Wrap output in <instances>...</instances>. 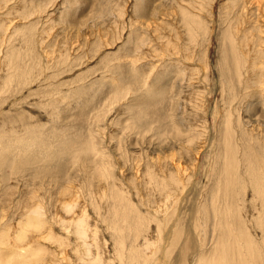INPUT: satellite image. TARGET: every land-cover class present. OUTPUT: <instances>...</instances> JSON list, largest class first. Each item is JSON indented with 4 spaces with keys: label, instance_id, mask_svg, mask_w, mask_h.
<instances>
[{
    "label": "bare ground",
    "instance_id": "obj_1",
    "mask_svg": "<svg viewBox=\"0 0 264 264\" xmlns=\"http://www.w3.org/2000/svg\"><path fill=\"white\" fill-rule=\"evenodd\" d=\"M255 1L228 0L227 2L229 3L227 5L222 4L220 7V10L222 8L227 10L221 11L222 17L233 14L235 28L233 36H238V41L234 40L230 42L224 51V64L221 74L227 80L220 84L223 87L224 93L222 95V102L216 109V114L211 109L215 117L221 115L218 118L222 121L221 125L224 126L220 125L217 129L218 143L215 149V160L220 159L222 165L219 167L220 175L214 182L216 186L211 190L210 199L218 193V198L222 200L224 198L227 199L225 197L227 195L230 199H227L225 205L220 207L219 211L214 212L218 218L216 221L217 227L221 231L217 237L216 245L212 250L206 251V241H200L198 252H194L190 256L192 264H259L261 262V251L264 252V209L259 210L257 205V201H260V199L264 202V176H261L264 171L260 169L263 168L260 164L264 163V120L259 121L261 126H256L251 121L252 119L250 120V117L255 115V104L264 105V63L261 66H258L256 63L250 64L244 69V74H247V78L246 81H242L241 83L244 91L240 97L239 90H236V84H234V79L241 81L240 60L237 55L245 57L248 53V43L244 33L247 30L250 37L260 35L258 28L244 26L246 18L249 16L248 14L257 10L253 6ZM24 2L25 0H0V10L5 9L8 14V16H0V41L4 40V20L14 15L15 11L19 12L20 15L16 14L17 18L27 19L33 14L34 10L43 12L46 9L41 4L32 3L31 6H22ZM134 2L133 12L128 14L129 19L125 18V14L127 13L125 8L119 12V15L122 16L121 18L114 17L110 19L113 11L106 12L98 17V21L101 23L110 20L112 23L122 24V29L125 28L129 34L125 31L120 33L117 25V29L113 27L112 29L108 28L100 31L97 21L95 27L98 28L99 33L93 41V48L89 50V53L92 52L93 58H100L98 52L106 48L107 43L109 47L115 46L116 48L110 49L111 51H107V53L105 52L104 57L117 61L122 58H128L129 61L127 63H131V70L133 72L144 70V67L150 64V68L152 69L153 67L158 69L159 66L163 65L161 68L163 71L161 72L165 73L169 64H174L170 67L175 66L176 73L182 78L181 81L186 78L187 85L191 91V93H187V102L189 103H186L190 104L189 107L192 106L189 108L185 106L186 103L184 106L191 109V111H193V108L196 112L206 113L203 103L207 99H204V91L200 93L204 89L205 84L201 82V79L199 80V75L196 73L199 67H201V60L205 61L208 69L211 63L209 50L203 42L205 38L200 37L198 31L199 28L206 27L205 32L208 33V36L211 34V29L205 17L189 12L183 0H170L171 9L169 1L165 3L162 0H134ZM179 4L182 5L178 8ZM148 5L153 10L152 14H148ZM142 6L145 12L140 13ZM159 8H163V11L165 10L166 12L169 9L176 11L178 8L179 14L183 17V20H181L182 32L175 27L176 30L168 31L167 34L164 32V34L154 33L156 39L160 41L164 40L168 50V52L162 55H159L155 50L152 53V49H146L145 45L148 41L146 36L137 42L132 40L133 34L137 36L139 30L145 31L147 29L149 24L152 23L149 19L154 15V11H157ZM18 22L13 24L15 30L13 34H17L15 36L16 39L20 36L23 44L19 45L14 42L12 49L6 48L5 56L3 57V67L5 71H8L10 68L14 70L15 66L19 70L1 75L0 88L2 89L11 88L7 90H12L13 88L16 89V87H24L25 81H27L24 79L32 72V67L30 64H27L25 56L26 54L34 53L39 43V35L43 37V32L42 34L36 33L37 29H39L37 18L28 21L30 24L26 23L23 26L18 24ZM35 26H37V29ZM105 26L107 25L103 24V27ZM166 29L168 28L166 27ZM117 33L118 37H115ZM180 33L183 35L182 37ZM154 34L152 33V35ZM242 34L244 35L241 36ZM152 35L151 37H153ZM11 37L13 35L9 39ZM103 38L106 40H103ZM117 38L122 41L120 47L116 45ZM155 38L153 37V39ZM130 44H133L138 49L134 54H132L130 48L127 49ZM262 44H264V41ZM155 52L159 57H167L169 62L165 63V60H160L157 57L161 61V64L158 66L156 61H151V57L156 56ZM63 56L60 61L52 57L51 60L56 67L60 63L69 62L67 59L68 54H63ZM254 56L255 58L264 57V49H255ZM143 59H149V62L142 61ZM192 59L196 60V62H192ZM75 61V66L78 64L82 65L79 57L75 56ZM145 63L147 64L145 65ZM159 72L157 74L155 72L156 75L154 74L153 82L146 85V87L148 91L154 93L150 99L163 104L165 102L163 99L166 98L163 92L164 88L154 87L158 81L163 79V76L160 75L161 72ZM168 86L169 84L166 83L167 90ZM81 92L82 90L79 87L75 91L77 96ZM186 96L184 97L186 98ZM197 98H199V102H196ZM54 99L57 100L59 98ZM76 103H78V100ZM145 105H149L147 100L142 105L138 104L130 110L132 115H130L128 123L131 126L139 127L148 124L144 119L147 113ZM53 107L52 115L54 116L60 110V103L55 101ZM207 108L210 112V107L208 106ZM8 115L10 114L8 113ZM19 115L23 117L22 112ZM6 116L7 113H4L0 116V119L8 118ZM198 116H200L199 113ZM21 117L20 120H23ZM16 119L18 120L19 118L16 116ZM35 119L37 120L36 117ZM35 119L34 121H36ZM7 120L9 121V119ZM9 122L8 124H10ZM36 123L38 122L36 121ZM42 124L34 125V123L27 120L22 121V130L18 128V133L13 134L14 136H9L12 131L8 132L9 127L6 124H3L1 127L0 264H168L165 257L169 251L168 245L173 236V230L169 231L163 238L155 234L144 237L141 234H127L119 238L118 234H112L114 241L112 245L113 249L110 250V245H108L103 236L104 229L101 221L108 219V217L102 218V214L106 215L107 212V210H102V206H105L110 212V205L115 208L123 205L125 207L124 211H126L125 216H138L140 212L135 208L137 205L130 199L131 195L135 197V194L129 195L127 187L118 180L116 174H113L108 165L109 161L103 157V154V156L98 155L94 149L87 145L78 148L74 145V142H80L81 139H64L59 132H57L55 137L52 135L51 139L47 142L46 134L48 132L42 131L39 133L37 129V127L43 128ZM207 126L205 123L201 129L205 130L207 136H210V132L208 131L209 126ZM197 128L194 127L191 131L192 135H189L190 137L186 139V141L190 142L185 146L189 153L194 150V147L197 148L195 136H201V129ZM19 132L23 133L19 134ZM179 138L180 140L185 139ZM120 148L121 146L119 145ZM257 148H261L263 151L257 152ZM237 150L244 152L247 156L257 152L256 168L247 164L236 163L235 151ZM40 156H43L42 159L44 160H41ZM197 156H199V153L195 155L194 160L198 162ZM228 159H231L232 163L226 166L224 163ZM160 166H150L148 163L145 168L139 169L138 165V168H135L141 171L139 175L137 172L138 176L136 178L144 177L141 185L145 186V192L143 200H139L140 205L144 204L145 199L147 201H154L153 203H160V206L164 203L167 206L177 208L179 202L174 183H179L180 179L185 180L182 173L183 170L174 164L170 165V169L167 166ZM241 170H243V173ZM249 186L253 188V193L251 197L246 198L245 192ZM19 187L22 188L20 189ZM233 194L236 198L234 203L231 201ZM88 202L91 204L90 208L92 207V210H95L94 213L90 211ZM48 206H50L49 216L46 215L48 210L46 207L48 208ZM94 206L98 208L94 209ZM247 208L248 210L244 213ZM54 219L60 224V228H58L60 232L63 229L66 230L65 237L70 240H68V245L56 233L53 224ZM252 225L258 227L260 233H254L250 229ZM80 230L81 233L78 234ZM69 233L72 234L71 238L68 237ZM94 234L97 236V240L94 237L88 240V237ZM211 235L212 233L209 230L206 239ZM188 242L189 239L187 240ZM187 243L178 252V255L182 256L184 260H186V253L190 248ZM72 244H74L73 247L75 249L72 252L73 255L68 251V247L70 248ZM10 254H13L14 259L10 258ZM184 260L183 263H185Z\"/></svg>",
    "mask_w": 264,
    "mask_h": 264
},
{
    "label": "rangeland",
    "instance_id": "obj_2",
    "mask_svg": "<svg viewBox=\"0 0 264 264\" xmlns=\"http://www.w3.org/2000/svg\"><path fill=\"white\" fill-rule=\"evenodd\" d=\"M162 1L165 3L169 1V7L171 9L170 0ZM183 1L189 12L194 15H203L211 29V34L209 36L208 33L205 32L206 27L198 29L200 37L205 38L203 42L209 50L208 53L211 60L209 69L206 67L205 61L201 60L200 63H202L200 66L202 68L199 67L196 72L197 75H199V80L201 79V82L205 84L204 89L201 90L200 93L204 91V99L208 101H206L207 104L202 101L206 113L197 111L200 116H198L195 109L192 108L193 111L189 109L192 105L189 107L190 104H187L189 103L187 102V93H191V91L187 85L186 78L184 77L185 80L181 81L182 78L176 73L175 66L170 67L174 64H169L165 73L161 72L163 71V69H161L163 65L159 66L161 61H159L158 58L163 61L165 60V63L169 62V59L167 57H159L156 54L157 52L159 55H162L168 52V50L164 40L160 41L156 39L155 34H167L168 31L176 30L175 27L181 32L183 31L181 30V20H183V17L178 12V8L182 4L178 5L176 11L169 9L166 12L165 10L163 11V8L157 9V11H154L155 13H153L154 15H152V18L149 19L152 23H150L151 25L149 24L150 27H147L148 30H139L137 36H134V34L132 35V40L135 42L139 39H144L145 36L148 38L145 46L146 49H152V53L154 50L156 51L154 53L156 56L151 57V61L157 62L159 66L158 69L156 67L152 69L150 68V64L145 63V65L147 64L148 66L146 65L147 67L145 66L144 70L133 72V70H131V63H127V61H129L128 58H122L118 61L111 60L109 57L105 58V52L107 53V51H111L110 49L116 48L115 46L109 47L108 43L105 46L106 48L98 52L100 58H93V55H91L92 52L89 53V50L93 48L92 43L99 33L98 28H100V31H103L108 28L112 29L113 27L117 29L118 26V31L120 33L122 31L128 33L125 28L122 29V24L118 25L110 22V20L101 23L98 21V17L106 12L113 11L110 19L114 17L121 18L122 16L119 15V12L125 8L127 10L125 18L129 19L128 14L133 12L134 0H25L22 6H31L33 3L41 4L46 9L43 12L34 10L33 14L27 19L21 17L17 18L16 14L19 15V12L15 11L14 15L5 18L3 31L4 40L0 41V79H2V74L17 72L19 70L17 66L14 67V70L10 68L8 71H5L3 67V57L5 56L6 48L12 49L14 42L19 45L23 44L22 38L19 36L16 39L15 36L17 34H13L15 33L13 24L19 21L18 24L23 26L26 23L30 24L28 21L37 18L39 29L35 26L38 30L36 33L42 34L43 32V37L39 35V43L34 53L26 54L25 56L27 64H30L32 67V72L24 79L27 80L25 81L24 87H16V89L13 88L12 90H7L11 88H0V116L7 113L6 117H8L0 119V133L3 124L9 127L8 132L12 131L9 136H14L13 134H16L18 128L22 130V121L27 120L34 123V125L43 123L42 126L44 127H37V129L39 133L42 131L48 132L46 134L47 142L51 139L52 135L55 137L57 132H59L64 139H81L80 142H74L76 147L81 148L83 145H87L94 149L98 155H104L103 157L109 161L108 165L113 171V174H116L118 180L127 187L130 193L129 195L135 194V197L131 195L130 199L137 205L135 208L140 212L138 216H125L126 211H124L125 207L123 205H119L117 208L110 205V212L105 206H102V210H107L106 215L102 214V218L107 216L109 219L101 221V225L104 229L103 236L105 241L108 242V245H110V250L113 249L112 245L114 240L112 234H118L119 238L127 234H141L143 237L155 234L163 238L169 231L173 230V236L168 245L169 251L165 257L168 264H192V258L190 256L194 252H198L200 241H206V251H210L214 248L217 237L221 232L217 227L216 221L218 218L214 212L219 211L220 207L225 205L227 199H230L227 195H225L227 199L224 198L222 200L218 198L219 193L215 194L214 197L210 199L211 190L216 186L214 182L220 175L219 167L222 165L220 159L217 161L215 160V149L218 143L217 129L222 122L218 117H221V115L215 117L211 109H213L216 114V109L222 102V95L224 93L223 87L220 84L227 80V78L221 74L224 64V51L229 46L230 42L234 40L238 41V36H233L235 33L233 14L231 13V16L228 15L229 17L221 16V11L227 10L225 8L220 10V7L222 4L227 5L229 3L227 2L228 0ZM253 6L256 7L257 10L248 14L249 16H247L246 21L244 20V26H254L258 28L260 35L250 37L247 30L244 33L248 43V53L245 57L237 55L240 60L241 81L234 79V84H236L235 88L239 90V97L244 91L241 83L242 81H246L247 78V74H244V69L250 64L253 65L256 63L258 66H261L262 63H264V57L255 58L254 56L255 49H264V44H262L264 41V0H256ZM148 10V14H152L153 10L149 8V5ZM143 12L145 11L142 6L140 13ZM1 15L8 16L7 11L1 9L0 16ZM97 21L98 28L95 27ZM103 24H106L108 27H103ZM166 27L168 29H166ZM239 27H241V25H239ZM152 33L155 34L152 35ZM11 35H13V37L9 39ZM151 35L155 39H153ZM173 35L175 36V34ZM185 35L187 36V34ZM180 36L182 37L183 35L180 33ZM115 37H118V33L115 34ZM103 40L106 39L103 38ZM121 42L122 41L117 38L116 45L120 47L122 45ZM133 44L127 45V49L130 48L132 54L138 50ZM75 53L76 55H74ZM63 54H68L67 59L69 62L60 63L58 67H56L51 60L52 57L60 61V59L64 57ZM75 56L80 58L82 67L80 64L76 65L79 67L75 66ZM148 60L149 59H143L142 61L149 62ZM191 61L196 62L194 59ZM155 72L156 74L159 72L160 75L163 76V79L158 81L154 86L156 88H164L163 92L166 98L163 99L165 101L163 104L157 103L156 100L152 101L150 97L154 93L148 91L146 87V85L153 82ZM166 83L169 84L168 90L166 88ZM78 87L82 92L77 96L75 91ZM184 96H186V98ZM57 97L60 100L54 99ZM77 100L78 103H76ZM146 100L149 105H145L147 107V113L144 119L148 124L145 126H136L137 128L131 126L128 123L129 117L132 115L130 110L135 108L138 104L142 105ZM55 101L60 103V110L53 116L52 113ZM196 102H199V98L196 99ZM208 106L210 107V112L207 108ZM263 109L264 105L260 106L259 104H255L254 106L255 115L251 116L250 120L252 119L251 121H253L256 126H261L259 121L264 120ZM20 112H22L23 117H21L22 115L19 116L23 118V120H20L18 116ZM8 113L11 116L8 115ZM16 116L19 118L18 120ZM203 116H205L206 119L203 118ZM7 119H9L10 122ZM34 119L38 123H36ZM7 121L10 124H8ZM205 123L209 126L207 127L210 136H207L205 130L201 129ZM194 127H198L197 129L200 128L202 133L200 132L201 136H195L197 148L194 147L191 154L185 146L190 143L186 141V139L190 137L189 135H192L191 131ZM22 133L23 132H19V134ZM179 137L185 139L180 140ZM111 145L113 146L111 147ZM119 145L121 146L120 149ZM113 151H115V153H113ZM256 151L263 150L257 148ZM198 153L199 156L197 157L200 163L194 160L195 155H198ZM256 153L247 156L244 152L237 150L235 151V162L247 164L256 168ZM42 157L43 156H40L41 160H44ZM136 161L138 162L136 163ZM148 163L150 166L152 165L155 167H159L160 165V167L167 166L168 169H170V165L174 164L176 167L183 170L182 173L185 180L180 179V181H178L179 183H174L177 200L179 202L177 208L167 206L164 203L160 206V203H153L154 201H147L145 199L144 204L140 205L139 200H143V194L145 192V186L141 185L144 177L136 178L141 171L138 169L137 171L135 168H145ZM231 163L232 160L228 159L225 160L224 165L229 166ZM135 164H137L138 167ZM260 166L263 167L260 169L264 171V163L260 164ZM74 169L76 170V168ZM179 171L181 172V170ZM241 171L243 173V170ZM127 175L129 176L127 177ZM261 176H264V172ZM19 188L21 189L22 187ZM140 190L141 192H139ZM252 193L253 188L249 186L245 192L246 198L251 197ZM232 198L231 201L234 203L236 199L234 194ZM88 204L90 208V202H88ZM257 205L259 210L264 209V202L262 199L257 201ZM49 207L50 206H48V208L46 207V209H48L47 213L50 212ZM97 208V206H94V209ZM92 209L91 207L90 211L94 213L95 210ZM247 210L248 208L244 213H246ZM47 213L46 215L49 216L50 213ZM53 224L56 233L68 245L69 239L65 237L66 230L63 229L60 232V229H58L60 228V224L55 219ZM208 229L211 231L212 235L206 239V235H208L209 232ZM250 229L254 231V233H260V229L254 225H252V227L250 226ZM79 233H81V230L78 234ZM68 237L71 238L72 234L69 233ZM92 237L97 240L95 234L90 235L88 240ZM109 238H111V240H109ZM188 239L189 242L187 243ZM186 243L190 248L186 253V260H184L182 256L178 255V252L185 247ZM73 246L74 244H72L70 248L68 247V251H70L71 255H73L72 252L75 250ZM10 258L14 259L13 254H10ZM183 260L185 263H183ZM259 264H264V252L262 251L261 262Z\"/></svg>",
    "mask_w": 264,
    "mask_h": 264
}]
</instances>
